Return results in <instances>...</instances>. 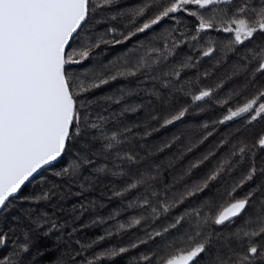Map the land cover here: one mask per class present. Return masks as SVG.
<instances>
[{"label":"snow or ice","instance_id":"1","mask_svg":"<svg viewBox=\"0 0 264 264\" xmlns=\"http://www.w3.org/2000/svg\"><path fill=\"white\" fill-rule=\"evenodd\" d=\"M0 264H264V0H0Z\"/></svg>","mask_w":264,"mask_h":264}]
</instances>
